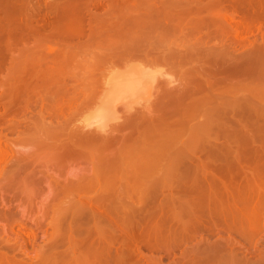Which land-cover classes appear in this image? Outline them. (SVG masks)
Masks as SVG:
<instances>
[{"label":"bare ground","instance_id":"6f19581e","mask_svg":"<svg viewBox=\"0 0 264 264\" xmlns=\"http://www.w3.org/2000/svg\"><path fill=\"white\" fill-rule=\"evenodd\" d=\"M57 1L37 0L34 4L32 0H20L14 13L4 14L9 19L0 16V160L5 163L10 162L15 153L12 145L8 146L12 141L8 142L9 137L3 132L5 126L18 131L20 141H35L39 148L45 147L48 151L53 144L44 141L48 134L44 140L36 136L32 140L35 133L27 134L31 124H40H33L36 128H50L45 126L46 119L50 118L51 123L56 120L60 127L63 125L61 118L80 105L77 101L81 89L76 71L79 50H72L57 39L62 34L87 36L82 49L91 45L105 48L101 56L122 54L129 49L148 53L149 45L167 58H178L188 48L200 53L209 61L216 77L199 76L194 87L181 90L175 100L179 107L169 116L177 115L183 123L193 114L227 116L239 106L244 108L242 105L247 102L246 106L252 107L249 102H254L257 95L264 96V0ZM55 19L60 22L57 28L51 27ZM85 19H89L87 26L83 23ZM107 34L112 35L103 37ZM169 36L176 38L174 46L163 43ZM238 49L244 51L236 54L240 52ZM138 68L124 74L119 72L120 75H113V79L110 75L112 84L109 82L111 86L104 98L107 106L113 105L118 96L125 97L128 93L129 97V94L140 92V81L147 70L140 68L144 72L140 70L141 75ZM133 71H138L142 79ZM199 71H206L204 65L196 73L200 74ZM227 71L230 75L218 76ZM243 73L248 75V82L236 80ZM260 83L262 92L257 87ZM249 85L251 88L247 87ZM213 87L222 90H215L211 95L206 93L212 105L227 101L230 108L215 112L214 107L209 110L211 107L201 105L203 97L192 99L193 90ZM245 88L249 89L247 97L232 100L227 97L231 91ZM238 110L233 112L239 114ZM23 126L31 128L27 133L26 129L20 132ZM53 126L50 132L56 130ZM197 128L187 126L182 130L194 132ZM44 129L47 133L48 129ZM45 130L42 131L45 133ZM175 135L178 133H155L144 138L143 145L153 143V150L146 154H141L137 147L112 153L113 156L103 157L105 161L99 160L101 168H109L132 157L130 164L118 167L121 173L110 175L97 171L69 179L64 188H76L78 193L99 186L105 188L102 194L78 195L83 204L77 216L87 218L88 222L77 226H64L60 220H52L49 222L52 230L48 232L43 229V216L27 218L24 209L13 207L10 196L3 193L6 187L2 186L0 193L5 197L1 199L0 208L4 234L0 237V264H264L263 248L255 263L249 261L247 250L244 249V253L242 249L245 246L249 251L251 246L257 245L255 235L264 233V140L258 143L245 136L238 142L247 148L242 154L232 152L230 142H225L221 147L204 149L209 152L204 155L174 156L165 160L160 150L163 146L171 152L182 148L197 149L193 141L177 142L173 139ZM261 137L264 138V134ZM85 138L72 139L67 142L71 143L68 146L87 141ZM97 138H91L95 147L112 143L104 139L101 143ZM219 148H224L223 153L217 150ZM215 151L218 155L210 154ZM222 158V163H216ZM180 159L193 162L192 172L184 177L174 170ZM57 196L60 197L55 195V198ZM29 219L33 222L31 225H28ZM17 222L25 229L32 228L33 235L30 237L24 228L15 231ZM40 230L45 237L49 234L44 244L37 243ZM223 232L229 233L228 236ZM214 235L218 237L215 239ZM28 242L32 244V253ZM63 246L62 251H54ZM240 250L244 258L240 257ZM165 256L169 257L168 261H164Z\"/></svg>","mask_w":264,"mask_h":264},{"label":"rangeland","instance_id":"374dc122","mask_svg":"<svg viewBox=\"0 0 264 264\" xmlns=\"http://www.w3.org/2000/svg\"><path fill=\"white\" fill-rule=\"evenodd\" d=\"M35 2H37V0H32L31 3L36 4ZM19 5H20V0H0V16H3L4 14L6 15L8 12L11 13ZM5 15L4 18L5 17L8 18L7 17L8 15L7 16ZM54 16L52 15L53 18ZM88 20L85 19L83 23H85L86 25L88 23ZM52 22L54 25L52 24L51 27L55 26V28H57L60 23L59 20L57 21V19H55V23L54 21ZM49 29L51 28L49 27ZM111 35L112 34H107L104 35L103 37L108 38ZM86 37L87 36L84 35L67 36L66 34H62L57 38L61 40L64 44L68 45L70 49L73 50L78 48L79 50L77 52V60L79 64L78 67L76 66L77 67L76 71H77L78 85L79 88L81 89V96L77 101L80 102V105L74 108L72 111H70L66 115V117H64V119L61 118L60 121L64 125L63 127L64 130H62L63 125L60 126L62 129L59 126L58 128L57 125H59V123L57 124L56 120L55 121L53 120L55 123H51L50 121L52 119L50 118L46 119L48 120V122H46L47 124L44 122L45 126L48 125L50 128L44 127L43 124H42L43 128L42 127L40 128L39 126H38L39 128L38 127L36 128L34 125L36 124L40 125L38 123L36 124L33 123L34 125L31 124L32 128L30 127L31 128L30 132L28 131L30 128L29 129L27 128L28 130L26 129L25 126L20 128V132H22L21 131L22 129L23 131L24 129H26L25 130L26 133L28 131L27 134L34 135L35 133L33 137L31 136L32 140L34 139L35 136L36 138L39 137L38 138L39 140L40 138L42 139L46 138L44 136H47L48 134L47 138H49V140L47 138L46 140L44 139L43 140L46 142L48 141L49 144L53 143L52 147L48 148L47 151L44 150L45 147L41 148L40 146L39 148V145L37 144L38 145L37 146L35 141L32 142L23 141V140L20 141L19 139L20 137H18V131H11L10 127L7 126L3 128V132L7 134V137H9L8 142L9 140L13 142V143L11 142V144H8V146L11 147L12 145L15 153L13 159H10V162L7 161V163H5L4 161H2V159L0 160V183H1L0 188L2 186L6 187V189H4L6 190V192L5 191L3 192L5 193L4 195L5 196L8 195L7 196L8 198L10 196L12 200L11 203L13 204L14 208H18L17 206H19V210L24 209L26 211L27 218L29 217L35 218L37 216H43L44 218L43 229H47L48 232L52 230L51 226L49 225V222L52 220H58V221L60 220V222H62V225L64 226L65 225L77 226L78 224H81L83 222L84 223L88 222L87 218H82V217L79 218V216H77L83 204L82 201L81 202L79 201L78 195H80L81 193V195L84 194L85 196L86 195L92 196L96 194H102L105 192V188L100 186H99L100 188L97 187L79 193L76 192L77 191L76 188L67 190L64 187L69 179L74 177H80L85 174L88 175L90 173H94L97 171H100V174L107 173L110 175L111 174L115 175V173H121L118 167L121 165L130 164L132 157H127L123 160H120L119 163L115 164V166L109 168L106 167L101 168L102 162H100L99 160L102 159L105 161L103 157H108L112 155V153L114 155L117 151L133 150L137 147L140 148L141 154L149 153L150 150H153L152 148L153 143H147L146 145H143L141 142L144 138L148 136H152L155 133L161 135H167L173 132H177L178 135H175L176 137L173 138L174 140H176L177 142H186L187 140L193 141L192 142L193 147L197 148L192 151L186 148H182L177 151L171 152L170 148L163 146L160 148V150L161 152H163V155H165V157H163L165 160L171 159L174 156L180 157V156L192 155L193 157H196L199 155H204L205 153H209L203 151L204 149L209 150V148L221 147V145L225 142L226 143L230 142V144L233 147L232 152H234L235 154H242L247 152L246 150L247 148H243L242 145L239 144L238 142L240 140H243L245 136L253 138L258 143H261L262 140H264V138L261 137V135L264 134V129H263L264 96H261L260 94L263 91L261 83L259 84L261 87H259V85L257 86L258 88H261L260 90H258L261 91L259 93L260 96L257 95L254 102L248 100L252 102V103L249 102V104H253L252 107L246 106L248 105L247 102L246 105L244 104L242 105V107L244 108H241L239 106V108L242 109L240 110L239 113L238 106L237 107L235 106L238 109H235L233 111L236 112V110H238L237 113L239 114H236L233 111L232 112L230 111L227 114V116H223V117H218L217 115H214L215 113L213 114L214 116L210 114L209 115L207 114L206 116L203 114H195V115L193 114L190 116L188 115L185 123H183L178 119L177 115L169 116V114L172 111L176 110L179 107L178 103L175 100L181 94V90L188 86L194 87V85L200 79L199 76L207 79L216 77V74L212 72V68L210 67L211 64L205 57H203L200 53H195L192 48H188L186 51H184L183 55L178 58H167L159 55L156 51H154L153 46L151 45L147 47L148 49H150L148 53L141 51L138 52L129 49V51L124 52L122 54L118 53L114 55L108 54L106 56H101L102 52H106L105 48L101 49V47H96L94 45H91L85 50L82 49L81 46L83 45V42L86 39ZM173 38L175 37L173 36L166 37L164 38L165 40H163V43L164 44L173 43L172 46H174V42L176 41V38L175 39ZM118 40H122V39H118ZM238 51L240 50L238 49ZM243 51H240L238 53L236 52V54L239 53L241 54V52ZM133 63L136 64V66H138L139 68L134 67ZM202 65H204L206 71H199L200 74H197L196 73L197 70H199L200 67H202ZM135 68L136 69L138 68L139 72L141 69H143V71L147 70L146 74L149 75L146 78L145 77L146 74H145L144 78L142 79L141 78L142 76L141 77L139 76L138 71L137 72L133 71L136 75L138 73V76L143 80V81L141 80L142 82L140 81L141 83V87L139 88L140 92L137 89L138 93L135 92L134 95L129 94L130 95L129 97H127L128 93L125 94V97L124 95H122L124 98L122 96H121L122 98L118 96L119 99L117 97L118 100L116 99V102L115 103L113 102L115 105L113 103H110L113 105L107 106L106 105L107 103H105L107 101L104 98L106 97L107 92L112 84L111 76L113 79V75L114 77L115 76L117 77L118 75H120L119 72L121 74L122 73L124 74L125 72H130L132 70H135ZM123 69L128 71H124ZM149 69H151V71L154 72H150ZM149 72L151 74H149ZM142 73L144 74V72ZM152 75L153 76L156 75L154 76L155 77L154 79ZM225 75H230V73L227 71V73L219 74L218 76H225ZM247 76L248 75H245L243 73L239 76L240 78L238 77L239 79L236 78V80H241V81L245 80V82H248L249 78ZM262 77H264V75H262ZM147 79L149 81H147ZM247 87L251 88L250 85ZM216 89L217 87H213L197 92L196 90H193L192 99L196 101L200 97H203L204 99L201 101V105L211 107L210 109L208 108L209 110H211L212 107H214L215 109H217L215 110V112L218 110L222 111L223 109L229 107L227 105V101L213 103L212 105V102L209 101L210 97L206 95V93H209V95H211L212 92H214ZM248 91H249L248 88L238 91L234 90L231 91L227 95V97L230 100L237 97H244L247 95ZM127 99L130 101H128ZM110 107H112V109H107ZM105 109H107L108 111H105ZM213 112L214 111L212 110L211 114ZM101 115H103V117ZM53 124H55L58 130L55 126H53ZM52 126L53 128H56L57 131L54 130V132H50L52 130ZM187 126H192L193 128L198 127V128L194 132L183 131L182 129L186 128ZM44 128L48 129L47 133ZM42 130H45V133ZM50 133L51 135H49ZM102 133L104 134L102 135ZM82 136L84 138L85 137H89V138H85L87 141L82 140L80 143L76 142L75 145L68 146L71 143H67V142H69L72 139L73 140H75L76 138L79 139ZM93 137L95 138L98 137L97 138L98 140L96 141L101 140V143L103 142V139L104 142L110 141L112 143L110 146L106 144V145H102L101 147H95L91 142L92 141L91 138ZM257 142L255 143V146H258ZM216 144L218 145L215 146ZM222 149L219 148L217 150L223 153ZM216 152L217 151L210 152V154L218 155L216 154ZM12 156H10L9 158H11ZM222 162H223V158L222 160H217L216 163H222ZM192 163L193 162L180 159L179 161H177V164L174 167L175 169L172 168L171 170L174 169L180 177H184L192 172V168H191L192 166L190 167ZM27 174H29V176ZM26 176L28 178H25ZM55 195H60V197L57 196L58 198L57 197L55 198ZM2 197L3 194L0 197V208H2L1 207ZM0 222L3 224V220H1ZM27 222L28 225H31L33 223L32 220L30 219ZM1 223H0V237L4 235L1 232L2 231ZM15 226H16L14 228L15 231L24 228L21 227V224L19 222H17ZM31 229L30 227L29 228L27 227L26 229L24 228L23 231L25 232L27 231V233L31 237V235H33ZM262 233H259V235L258 234L255 235L254 237L255 239L253 238L254 241H257L258 246L257 245H254V247L251 246V248H249V251L247 248H245V246L243 248L241 247L243 249V252L244 249L247 250L248 253L246 254L251 259L246 254L245 255L246 257H248L250 262H253L254 260L258 262L259 261L258 259H260L261 257V254L259 252L261 251V248L264 249V233L263 234ZM223 234L224 236H228L229 233L223 232ZM11 235L16 236L13 233ZM48 236L49 234H47V236L45 237L44 231L43 232L41 230L38 231L37 243L44 244L45 239ZM216 237H218V235L213 236V238L215 239ZM19 238L20 240H22L23 238L22 234L21 237ZM239 240L241 241V239ZM242 240L244 242V239ZM64 247L65 246L58 247L54 251H62ZM35 248H37V246ZM28 249L32 253L33 247L32 244H30V242H28ZM263 249L262 251L264 252ZM143 251L147 253L150 252L146 248H143ZM243 252L242 253L239 252L240 257L242 258H244ZM159 253L164 254V251L163 252L160 251ZM168 260L169 257L165 256L164 261H168Z\"/></svg>","mask_w":264,"mask_h":264}]
</instances>
